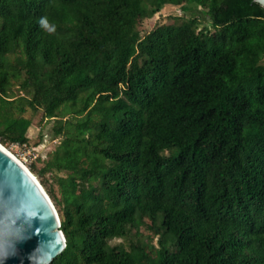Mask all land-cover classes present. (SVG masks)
I'll use <instances>...</instances> for the list:
<instances>
[{
    "label": "trees",
    "instance_id": "1",
    "mask_svg": "<svg viewBox=\"0 0 264 264\" xmlns=\"http://www.w3.org/2000/svg\"><path fill=\"white\" fill-rule=\"evenodd\" d=\"M193 4L214 30L177 17L141 34ZM29 108L61 139L29 167L64 173L61 197L45 190L67 242L51 264H264L261 4L0 0L1 144L29 141Z\"/></svg>",
    "mask_w": 264,
    "mask_h": 264
},
{
    "label": "water",
    "instance_id": "2",
    "mask_svg": "<svg viewBox=\"0 0 264 264\" xmlns=\"http://www.w3.org/2000/svg\"><path fill=\"white\" fill-rule=\"evenodd\" d=\"M264 7V0H254ZM58 213L40 183L0 145V264H51L66 248Z\"/></svg>",
    "mask_w": 264,
    "mask_h": 264
},
{
    "label": "rangeland",
    "instance_id": "3",
    "mask_svg": "<svg viewBox=\"0 0 264 264\" xmlns=\"http://www.w3.org/2000/svg\"><path fill=\"white\" fill-rule=\"evenodd\" d=\"M177 17H199L202 21L200 27L208 26L210 29L214 30L209 17L206 14V11L202 9L199 5L193 4L191 9L187 12L182 11L180 6L166 5L159 13L154 15L151 18L144 19L140 22V31L142 35L147 34L156 26L161 24H173L176 21ZM18 90V86L15 88ZM25 116L31 118L32 124L27 132V137L29 141L24 146H14L12 142L2 143L4 147L10 150L15 156L18 157L25 165L29 168L31 165L36 167L37 171H42L46 162L50 159L52 152L60 144V138L56 139L54 136V125L55 120H47L43 117V110H34L28 109L25 113ZM1 143V141H0ZM35 174V173H34ZM64 176L63 172H53L47 171L43 177H40L38 174H35L39 182L44 178L45 185L44 189L53 188L58 197H61L59 190V185L57 183V176ZM54 203L60 220L62 219V212L60 211V206ZM146 219V224H142L141 233L143 234V239L148 240V236H153V231L148 227L151 224V220ZM136 231H133L129 239H114L112 244L125 243L127 246L130 244L131 240L137 241L139 236L135 235ZM141 238V237H140ZM157 238H154V243H156Z\"/></svg>",
    "mask_w": 264,
    "mask_h": 264
},
{
    "label": "bare ground",
    "instance_id": "4",
    "mask_svg": "<svg viewBox=\"0 0 264 264\" xmlns=\"http://www.w3.org/2000/svg\"><path fill=\"white\" fill-rule=\"evenodd\" d=\"M0 145L4 148V149H6L7 151H9L17 160H19L20 161V163H22L23 165H24V167H26L29 171H30V169L25 165V163L23 162V161H21L20 159H18V157L17 156H15L10 150H8L6 147H4L3 146V144H1L0 143ZM30 173L33 175V176H35L31 171H30ZM36 177V176H35ZM37 179V178H36ZM38 180V179H37ZM39 182V181H38ZM40 183V182H39ZM41 185V184H40ZM41 187L43 188V186L41 185ZM43 190L45 191V189L43 188ZM45 193H46V191H45ZM47 194V193H46ZM48 195V194H47ZM48 197H49V195H48ZM50 198V197H49ZM50 200H51V198H50ZM52 202V201H51ZM53 203V202H52ZM54 205V204H53ZM54 207H55V205H54ZM59 216V215H58ZM60 218V217H59Z\"/></svg>",
    "mask_w": 264,
    "mask_h": 264
},
{
    "label": "built area",
    "instance_id": "5",
    "mask_svg": "<svg viewBox=\"0 0 264 264\" xmlns=\"http://www.w3.org/2000/svg\"><path fill=\"white\" fill-rule=\"evenodd\" d=\"M14 144V146H24V145H26V143H24V144H21V143H13Z\"/></svg>",
    "mask_w": 264,
    "mask_h": 264
},
{
    "label": "clouds",
    "instance_id": "6",
    "mask_svg": "<svg viewBox=\"0 0 264 264\" xmlns=\"http://www.w3.org/2000/svg\"><path fill=\"white\" fill-rule=\"evenodd\" d=\"M42 24H44V21H41Z\"/></svg>",
    "mask_w": 264,
    "mask_h": 264
}]
</instances>
